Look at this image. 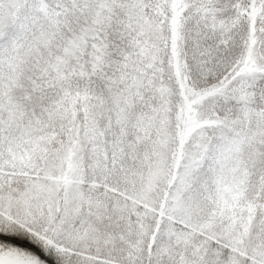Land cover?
I'll return each mask as SVG.
<instances>
[{
  "label": "snow or ice",
  "instance_id": "6c2138e0",
  "mask_svg": "<svg viewBox=\"0 0 264 264\" xmlns=\"http://www.w3.org/2000/svg\"><path fill=\"white\" fill-rule=\"evenodd\" d=\"M0 264H264V0H0Z\"/></svg>",
  "mask_w": 264,
  "mask_h": 264
}]
</instances>
